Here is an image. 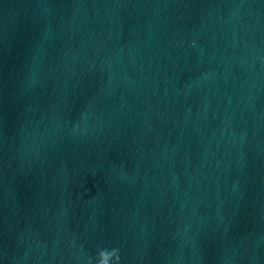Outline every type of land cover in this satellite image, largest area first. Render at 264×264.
<instances>
[{
	"label": "clouds",
	"instance_id": "1",
	"mask_svg": "<svg viewBox=\"0 0 264 264\" xmlns=\"http://www.w3.org/2000/svg\"><path fill=\"white\" fill-rule=\"evenodd\" d=\"M104 264H106V260H105Z\"/></svg>",
	"mask_w": 264,
	"mask_h": 264
}]
</instances>
